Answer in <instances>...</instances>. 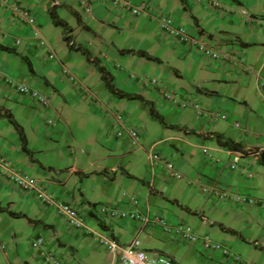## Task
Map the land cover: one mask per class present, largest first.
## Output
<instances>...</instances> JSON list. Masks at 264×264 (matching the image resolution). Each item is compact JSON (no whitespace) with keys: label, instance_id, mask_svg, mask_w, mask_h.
Here are the masks:
<instances>
[{"label":"crops","instance_id":"0c3cea01","mask_svg":"<svg viewBox=\"0 0 264 264\" xmlns=\"http://www.w3.org/2000/svg\"><path fill=\"white\" fill-rule=\"evenodd\" d=\"M19 1L34 7L42 36L46 30L59 33L48 42L57 57L50 60L48 51L36 44L34 30L21 20L12 23L10 11L0 9V44L16 52L0 50V70L53 96L51 110L43 114L31 98L0 84V109L13 115L27 138L29 152L23 150L20 135L9 120L0 116V149L15 167L45 182L59 199L81 209L88 227L98 232L97 225L118 241L120 249L137 238L144 250L159 251L172 242L180 244L159 225L142 231L135 222L106 221L99 213L98 207L122 205L123 196L128 195L137 197L139 211L166 214L173 223L186 221L244 260L264 264V211L238 206L231 200L218 203L209 197L226 209L212 222L205 212L192 208V191L201 193L203 184L220 183L245 196L264 199V0H218L220 7H212L210 0H129L134 6L147 5L140 17L112 6L109 0H93L91 16L79 11L77 0H56V5L71 7V18L64 20L73 36L79 34L78 46L98 58L120 91L142 96L163 117L166 129L162 139L149 149L154 144L167 145L165 154L174 159L181 180L171 177L164 165L140 162L128 135H113L111 114L119 110L132 127L142 131L141 141H146L147 133L139 127L155 119L150 106L121 99L108 90L97 67L82 52L69 48L64 30L55 26L49 15L48 0ZM160 12L187 27L192 35L204 36L227 57L212 60L164 35L157 20ZM129 50L143 51L155 60L122 52ZM62 64L76 76L75 82L62 74ZM132 72L167 81L193 95L213 115L201 117L192 109L172 108L157 90L133 80ZM47 117H54L55 126L46 125ZM219 136L237 148L221 146ZM204 147L210 149L212 158L202 154ZM138 149L149 152L143 145ZM258 150L263 152L257 157L254 153ZM232 161L239 164L238 171L230 169ZM249 173L254 177L249 178ZM39 236L46 239L47 251L63 264L121 261L120 252L113 256L94 244L85 231L70 228L54 207L43 206L34 195L0 176V244L5 245L0 247V264H46L42 251L32 247ZM197 247L189 245L188 254L199 255ZM165 254L177 264H185V257ZM212 257L198 256L203 258L202 264H222L217 262L219 258L224 262L222 256ZM224 264L238 263L229 260Z\"/></svg>","mask_w":264,"mask_h":264},{"label":"built area","instance_id":"2783aa9c","mask_svg":"<svg viewBox=\"0 0 264 264\" xmlns=\"http://www.w3.org/2000/svg\"><path fill=\"white\" fill-rule=\"evenodd\" d=\"M203 2V0H198ZM112 6L121 7L123 10H128L135 17L142 16L147 9V5L134 6L129 0H109ZM209 4L212 7H220L221 2L218 0H210ZM8 8L10 10V18L12 23L21 20L34 30L33 38L40 48L45 49L49 53L50 60H56L55 52L50 49L48 41L39 33V23L36 17L35 10L31 4H25L19 0H0V9ZM80 12L84 15H93L92 0H79ZM161 31L167 37L179 43L187 44L197 53H200L212 60L219 61L226 58L228 54L212 46L204 36L192 35L187 27L179 24L175 19L167 14L159 13L157 15ZM17 45L21 44V39L16 41ZM69 46L75 47V42L71 40ZM62 74L71 82L76 81V76L72 73L66 65L61 66ZM130 77L139 83L149 85L153 90H157L162 99L172 108L176 110L186 111L192 109L197 116L207 117L212 116L213 113L207 107L198 102L193 95L181 92L170 86L167 81L162 80L157 76H148L144 74H137L132 72ZM0 84L8 87L13 92L31 98L38 105L40 111L48 114L52 108L53 96H49L42 91L22 83L4 71L0 70ZM264 88V81L261 82ZM46 125L53 127L56 124L52 117L46 118ZM111 123L113 127V135L116 138H123L125 135L130 137L132 147L141 146V130L132 127L128 122L123 111H115L111 114ZM240 128V123L236 124ZM154 144L148 152L149 163L153 166L164 165L169 175L176 180L182 179V174L178 171L176 163L172 157L161 153L157 150ZM157 151V152H156ZM202 154L206 157L212 158V152L209 148H202ZM263 150L255 151V156L262 155ZM240 168L236 161L230 163L232 171H238ZM0 176L6 177L11 184L17 189L34 195V197L45 207H54L58 215L66 221L68 226L72 229L85 231L91 241L105 248L113 256L120 252L122 264H177V262L169 255L157 250H144L141 248L140 240L134 239L130 245L120 249V244L116 239L108 234H101L88 227L86 216L82 210L62 201L58 198L54 191L50 190L49 185L30 175L27 172L18 170L12 163L6 153L0 149ZM249 178H253L252 173L248 174ZM203 194L219 202L231 200L238 206L258 207L264 211V199L255 198L252 196H245L240 192H236L231 188L224 187L220 183L212 186H201ZM125 202L122 205H102L98 207L99 213L106 221L120 222L130 221L140 225L142 231L149 230L154 225H159L164 233L180 243H185L190 246H199L204 251H208L211 256H222L224 262L235 261L238 264H251L235 253L232 249L221 242H214L208 235H202L189 224L184 221L173 223L166 220L164 216L159 213L141 212L138 210V199L136 196L124 195ZM1 248L5 245L0 244ZM33 249L42 251L43 259L46 264H63V261L53 252L47 251V241L44 237L39 236L32 241Z\"/></svg>","mask_w":264,"mask_h":264},{"label":"rangeland","instance_id":"374dc122","mask_svg":"<svg viewBox=\"0 0 264 264\" xmlns=\"http://www.w3.org/2000/svg\"><path fill=\"white\" fill-rule=\"evenodd\" d=\"M49 1V0H48ZM40 2H43V0H40ZM27 2H25L26 4ZM49 3V8H50V1ZM93 0H92V4H93ZM77 4L79 7V0H77ZM33 7V6H32ZM58 9H57V13L59 15H61L62 19H68L71 18L70 16L72 15L70 9L71 7H69V5H67L66 3H60L57 5ZM4 10H9L8 8H4ZM33 10L34 7H33ZM10 11V10H9ZM80 11V10H79ZM158 20V19H157ZM74 21V20H73ZM159 22V21H158ZM74 24L77 25V28H80V26L77 24V22L74 21ZM63 29V28H62ZM73 30H71V32L68 33V37L69 40H73L75 42V47H78V43H77V39L76 37H79V34H75L74 36L72 35ZM59 32H54L53 30L50 31H45V33L43 34V37L49 42L50 38L52 39L53 37H57ZM164 34V33H163ZM165 35V34H164ZM80 38V37H79ZM37 44V43H36ZM38 45V44H37ZM62 45V44H61ZM40 47V46H39ZM95 58V57H94ZM98 59V58H96ZM115 85V84H114ZM54 118V117H53ZM139 127V126H138ZM14 128V127H13ZM141 128L144 132L147 133V140L143 142V140L141 141V145H143L145 148L149 149L150 145L153 142L156 141H160L162 139V135L164 133V130L166 129L164 127V125L158 120V119H149V124L148 126H144V127H139ZM166 146L167 145H157L156 148L158 151H160L161 153H166ZM135 150H137V154L138 156H141V159H139L140 162H142L143 164H146L149 161L148 158V153L145 150H139L138 147H134ZM150 150V149H149ZM157 152V151H156ZM204 185V184H203ZM192 208L193 210L196 212H200L203 211L205 212V214L207 215V219H210L212 222L217 221V219H219V216L221 217V215L225 214L226 209H223L221 206H219V204H216L213 201H210L209 197L205 194H203L202 192L200 193L199 190H195L193 189L192 191ZM255 198H258L257 196H253ZM261 199V198H260ZM188 204V202H186ZM155 214V213H154ZM165 214V213H164ZM165 219L168 220L167 215L165 214ZM184 223H187L186 221H184ZM190 225V224H189ZM95 226V224L93 225ZM191 226V225H190ZM92 228V227H91ZM96 230L101 233V234H107L105 231H103L102 229H100L97 225L95 226ZM201 234V233H200ZM214 242H219L216 239H214L212 236L208 235ZM146 238L141 237V240H144ZM222 243V242H221ZM172 245H165L161 248H159L158 250L161 252H172L177 254L179 257H185V264H202V259H199L198 256L200 255V257H205L206 259V255H208L210 258L214 259V257H212V253L210 254L207 250L204 251L202 248H200L199 246L197 247V250L199 252L196 254H188L189 251V245L184 244V243H180L178 244V242H172ZM239 255V254H238ZM240 256V255H239ZM241 257V256H240ZM242 258V257H241ZM243 259V258H242ZM243 261H247L244 260ZM218 263H222L224 264V262L221 261V258L217 259ZM248 262V261H247ZM249 263H252L251 261H249ZM116 264H122L121 261L119 263V261H117ZM253 264V263H252Z\"/></svg>","mask_w":264,"mask_h":264},{"label":"trees","instance_id":"16d2710c","mask_svg":"<svg viewBox=\"0 0 264 264\" xmlns=\"http://www.w3.org/2000/svg\"><path fill=\"white\" fill-rule=\"evenodd\" d=\"M49 1H50L49 15H50L53 23L55 24V26L63 28V30H64V40H65V42L67 44H69L70 41H69L68 33L71 32V28H70L69 24L64 19H62L60 17V15L57 13V8L58 7L56 5V0H49ZM69 48L71 50H76V51L82 52L86 56L88 62L93 63L97 67L98 71L103 74V79L106 82L107 88L112 94L116 95L117 97H119L121 99L139 100V101L149 105L150 106L151 116L153 118L158 119L165 126L163 117L156 111V109L154 108L152 103L146 101L140 95H132V94H128L126 92L120 91L114 85L112 76L106 71V69L103 66L100 65V63L98 62L99 61L98 59H96V58L91 56V54H90V52L88 50L84 49L81 46H78V47L69 46ZM0 50L4 51V52H8V53H16L14 49L6 47V46H4L2 44H0ZM122 52L123 53H127V54H137V55H139V56H141L143 58H147L149 60H155V59H153L152 57H150L147 53H145L143 51L136 52V51H133V50H129V51H122ZM24 60L26 61L29 69L32 71V64H31L30 60L28 58H26V57L24 58ZM0 116L6 117L9 120L10 124L15 128V130L20 135L21 141L23 143V150L25 152H29L28 149H27V138H26V135L24 133V130L21 127V125L17 122V120L13 117V115L9 111H4L3 112L2 109H0ZM218 142L223 147H229V148H232V149L237 148L235 143H233L230 140L222 141L220 136L218 137ZM12 215L15 216V214H12Z\"/></svg>","mask_w":264,"mask_h":264},{"label":"clouds","instance_id":"9594fccd","mask_svg":"<svg viewBox=\"0 0 264 264\" xmlns=\"http://www.w3.org/2000/svg\"><path fill=\"white\" fill-rule=\"evenodd\" d=\"M70 41V40H69ZM68 46H69V44H68Z\"/></svg>","mask_w":264,"mask_h":264}]
</instances>
